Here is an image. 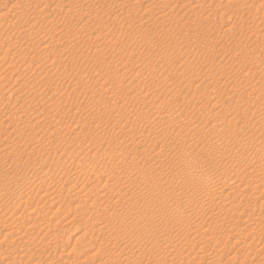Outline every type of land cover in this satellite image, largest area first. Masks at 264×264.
Masks as SVG:
<instances>
[{
  "label": "rangeland",
  "instance_id": "374dc122",
  "mask_svg": "<svg viewBox=\"0 0 264 264\" xmlns=\"http://www.w3.org/2000/svg\"><path fill=\"white\" fill-rule=\"evenodd\" d=\"M68 1L0 0V264H264V0Z\"/></svg>",
  "mask_w": 264,
  "mask_h": 264
},
{
  "label": "bare ground",
  "instance_id": "6f19581e",
  "mask_svg": "<svg viewBox=\"0 0 264 264\" xmlns=\"http://www.w3.org/2000/svg\"><path fill=\"white\" fill-rule=\"evenodd\" d=\"M18 1V0H17ZM42 1V0H41ZM44 1H46V3H47V0H44ZM71 1V0H70ZM70 1H68V3H70V6H71V2ZM75 1H80V0H75ZM75 1H74V3H75ZM82 1V0H81ZM127 1V0H126ZM139 1H141V0H139ZM198 1V0H197ZM196 1V2H197ZM22 2V1H21ZM38 2H39V0H38ZM37 2V3H38ZM84 2V1H83ZM83 2H81V3H83ZM94 2V1H93ZM128 2V1H127ZM127 2H126V4H127ZM159 2V1H158ZM162 2V1H161ZM31 3V2H30ZM40 3V2H39ZM38 3V4H39ZM50 2L48 1V4H49ZM66 3V2H65ZM124 3V2H123ZM137 2H135V4H136ZM164 3V2H163ZM234 3V2H233ZM4 4V3H3ZM19 4V3H18ZM45 4V3H44ZM73 4V3H72ZM80 4V3H79ZM128 4H130V7H127V8H134V6H132L131 7V2H129ZM127 4V5H128ZM140 4V3H139ZM37 5V4H36ZM123 5V4H122ZM168 5V4H167ZM2 5H0V7H1ZM12 6H13V4H12ZM22 6V5H21ZM25 6H27L28 7V5H25ZM70 6H68V7H70ZM80 6V5H79ZM87 6V5H86ZM30 7V6H29ZM31 7H32V5H31ZM62 7H67L66 5H63ZM72 7V6H71ZM74 7V6H73ZM121 7H123V6H121ZM147 7V6H146ZM10 8V7H9ZM7 9V10H5V12H1L0 11V17H1V15L3 16V15H5L6 14V11H11V9ZM13 8V7H12ZM18 8V6L16 7V9ZM44 8V7H43ZM51 9V8H50ZM69 9V8H68ZM89 9V8H88ZM117 9V8H116ZM137 9V8H136ZM152 9V8H151ZM24 10H27V9H24ZM70 10V9H69ZM134 10V9H133ZM148 10H150V9H148ZM65 11V10H64ZM68 11V10H67ZM66 11V12H67ZM102 11V10H101ZM123 11V10H122ZM124 11H126V10H124ZM130 11V10H129ZM16 12V11H15ZM18 12V11H17ZM23 12V11H22ZM42 12V11H41ZM131 12V11H130ZM133 12V11H132ZM135 12V11H134ZM8 13V12H7ZM10 13V12H9ZM13 13V12H12ZM24 13V12H23ZM80 13V12H79ZM97 13V12H96ZM125 13V12H124ZM126 13H129L128 11H126ZM82 14V13H81ZM137 14V13H136ZM14 15V14H13ZM33 15V14H32ZM40 15V14H39ZM38 15V16H39ZM48 15V14H47ZM102 15V14H101ZM130 15V14H129ZM133 15V14H132ZM131 15V16H132ZM162 15V14H161ZM44 16V15H43ZM63 16V15H62ZM66 16V15H65ZM72 16V15H71ZM75 16V15H74ZM82 16V15H81ZM94 16V15H93ZM4 17V16H3ZM11 17H12V15H11ZM27 17H28V15H27ZM41 17V16H40ZM127 17V16H126ZM38 18V17H37ZM42 18V17H41ZM3 19V18H2ZM34 19V18H33ZM112 19V18H111ZM114 19V18H113ZM4 20V19H3ZM105 21V20H104ZM120 21V20H119ZM161 21V20H160ZM15 22V21H14ZM34 22V21H33ZM33 22H32V24H33ZM131 22V21H130ZM36 23V22H35ZM124 23V22H123ZM10 25H12V24H10ZM30 25V24H29ZM35 25V24H34ZM33 25V26H34ZM54 25V24H53ZM140 25V24H139ZM7 26V25H6ZM128 26V25H127ZM209 26V25H208ZM5 27V26H4ZM17 27V26H16ZM173 27V26H172ZM200 27V26H199ZM103 28V27H102ZM255 28V27H254ZM1 29V28H0ZM11 29V28H10ZM28 29H30V28H28ZM59 29V28H58ZM61 29V28H60ZM6 31V30H5ZM44 31V30H43ZM50 32V31H49ZM31 33V32H30ZM34 33H36V32H34ZM63 33V32H62ZM70 33V32H69ZM29 34V33H28ZM32 34V33H31ZM32 35H34V34H32ZM24 36V35H23ZM29 36V35H28ZM31 36V35H30ZM41 36V35H40ZM44 37V36H43ZM47 37V36H46ZM50 37V36H49ZM30 38V37H29ZM28 38V39H29ZM45 38V37H44ZM44 38L42 39V40H44ZM116 38V37H115ZM130 38V37H129ZM38 39V38H37ZM41 39V38H40ZM51 39V38H50ZM117 39V38H116ZM126 40H128V39H126ZM23 41V40H22ZM30 41V40H29ZM41 41V40H40ZM40 41H38V42H40ZM119 41V40H118ZM28 42V41H27ZM42 42H40L39 44H41ZM13 44H14V42H13ZM16 44H18V43H16ZM31 44V43H30ZM36 44H37V42H36ZM46 44H48V43H46ZM46 44L44 43V45L46 46ZM124 44V43H123ZM19 45V44H18ZM32 45V44H31ZM34 45V44H33ZM13 46V45H12ZM38 46V45H37ZM40 46V45H39ZM127 46V45H126ZM70 47V46H69ZM117 47V46H116ZM67 48V47H66ZM73 49V48H72ZM72 49L70 48V51H72ZM33 50V49H32ZM43 50V49H42ZM151 52V51H150ZM188 53V52H187ZM164 54V53H163ZM42 55V54H41ZM63 56V55H62ZM47 57V56H46ZM10 59V58H9ZM43 59V58H42ZM63 59H64V57H63ZM185 61V60H184ZM17 62V61H16ZM28 62V61H27ZM61 62V61H60ZM166 62V61H165ZM180 62V61H179ZM186 62V61H185ZM12 64H10V66H11ZM37 65V64H36ZM114 65H116V64H114ZM141 65V64H140ZM183 66H186V65H183ZM122 67V66H121ZM134 68V67H133ZM183 68V67H182ZM187 68V67H186ZM149 69V68H148ZM138 70V69H137ZM184 70V69H183ZM13 71V70H12ZM125 71V70H124ZM142 72V71H141ZM183 73V72H182ZM200 73V72H199ZM121 75V74H120ZM72 76V75H71ZM134 76H135V74H134ZM204 77V76H203ZM2 78V77H1ZM3 78H5V77H3ZM60 78V77H59ZM131 78V77H130ZM146 79V78H145ZM247 79V78H246ZM6 80V79H5ZM64 80V79H63ZM196 80V79H195ZM119 81V80H118ZM192 81H194V80H192ZM187 83V82H186ZM188 83H189V81H188ZM118 84V83H117ZM126 85V84H125ZM187 85V84H186ZM30 86V85H29ZM112 86V85H111ZM36 87V86H35ZM123 87V86H122ZM244 87V86H243ZM1 88V87H0ZM20 88V87H19ZM8 89V88H7ZM17 89V88H16ZM130 89H133L132 87L130 88ZM252 89H254V88H252ZM128 90V89H127ZM151 90V89H150ZM249 90H251V89H249ZM125 91V90H124ZM177 91V90H176ZM142 92V91H141ZM117 93V92H116ZM134 93V92H133ZM164 93V92H163ZM132 94V93H131ZM142 94V93H141ZM153 94V93H152ZM178 94V93H177ZM245 95V94H244ZM243 95V96H244ZM260 95V94H259ZM108 96H109V94H108ZM151 96V95H150ZM242 96V97H243ZM1 97V96H0ZM114 97V96H113ZM144 97V96H143ZM153 97V96H152ZM10 98V97H9ZM28 98V97H27ZM3 98L1 97V99L0 100H2ZM7 99H8V96H7ZM141 100V99H140ZM145 100V99H144ZM153 100V99H152ZM94 101V100H93ZM106 101V100H105ZM119 102V101H118ZM164 102V101H163ZM104 103V102H103ZM152 103V102H151ZM167 103V102H166ZM237 103V102H236ZM240 103V102H239ZM238 103V104H239ZM107 104V103H106ZM106 104H105V106H106ZM143 104H144V102H143ZM150 104V103H149ZM159 104V103H158ZM250 104V103H249ZM9 105V104H8ZM152 105V104H151ZM141 106V105H140ZM159 106V105H158ZM163 105H161V107H162ZM1 107V106H0ZM106 108V107H105ZM113 108H115V107H113ZM112 108V109H113ZM163 108V107H162ZM171 108V107H170ZM107 109V108H106ZM164 109V108H163ZM103 110V109H102ZM167 110V109H166ZM182 110H183V108H182ZM252 110V109H251ZM117 111V110H116ZM159 111H160V109H159ZM158 111V112H159ZM176 111V110H175ZM1 112V111H0ZM111 112V111H110ZM254 112H255V110H254ZM2 113H4V112H2ZM119 114V113H118ZM137 114V113H136ZM159 114V113H158ZM165 114H167V113H165ZM220 114V113H219ZM121 115V114H120ZM145 115V114H144ZM148 115V114H147ZM156 115H157V113H156ZM260 115V114H259ZM119 116V115H118ZM122 116V115H121ZM215 116V115H214ZM124 117V116H123ZM163 117V116H162ZM167 117H171L172 118V116H169V115H167ZM178 117V116H177ZM116 118V117H115ZM134 118V117H133ZM136 118H138V117H136ZM135 118V119H136ZM140 118V117H139ZM143 118V117H142ZM145 118V117H144ZM166 118V117H165ZM257 118V117H256ZM2 120V119H1ZM168 120V119H167ZM166 120V121H167ZM220 120V119H219ZM122 121V120H121ZM142 121V120H141ZM173 121V120H172ZM130 122H131V120H130ZM149 122V121H148ZM120 123H122V122H120ZM153 123V122H152ZM151 123V124H152ZM175 123V122H174ZM182 124V123H181ZM123 125V124H122ZM128 125V124H127ZM145 125V124H144ZM162 125V124H161ZM167 125V124H166ZM131 126V125H130ZM129 126V127H130ZM117 127V126H116ZM119 127V126H118ZM134 127V126H133ZM158 126H156L155 125V127L154 128H157ZM161 127H163V126H161ZM165 127V126H164ZM98 128V127H97ZM103 128V127H102ZM113 128V127H112ZM124 128V127H123ZM143 128V127H142ZM153 128V127H152ZM152 128H148V131H147V133L148 134H152V136H155V133L156 132H158L157 131V129L159 130V128H157L156 129V131L154 130V131H152ZM96 130V129H95ZM120 130H121V128H120ZM164 130V129H163ZM178 130V129H177ZM179 130H180V128H179ZM111 131V130H110ZM114 131H117V130H114ZM96 132H98L97 130H96ZM107 131H105V133H106ZM142 133H143V131H141ZM141 132H139L140 134H141ZM113 133H115V132H113ZM129 133V132H128ZM100 134V133H99ZM102 134V133H101ZM137 135V134H135L136 135V137H135V135L133 136L132 135V139L131 140H129V141H126V142H128V145H131L130 147L133 149V147L134 146H145V143H143L142 141V138H141V135ZM147 134V135H148ZM161 134V133H160ZM108 135V134H107ZM129 135H130V133H129ZM146 135V136H147ZM128 136V135H127ZM145 136V137H146ZM161 136V135H160ZM102 137V136H101ZM144 137V136H143ZM147 138V137H146ZM157 138V137H156ZM153 139V138H152ZM171 140H172V138H171ZM157 141V140H156ZM173 142H174V140H172ZM153 143L151 144V146L152 145H156V143H155V141H152ZM115 144V143H114ZM110 145V144H109ZM8 146V145H7ZM114 146V145H113ZM3 147H4V145H3ZM146 147V146H145ZM155 147V146H154ZM123 148H124V146H123ZM143 148V147H142ZM149 149H150V147H148ZM120 149V147H108V148H106V151H103L104 152V154H107L108 156H109V163H110V165H115V167H116V165H121V164H123L124 165V167L126 168V167H128V168H137L136 166L138 165V163H139V161L138 160H140V158H137V159H134L135 157V155H133V157H130V158H132L131 160H129L128 162L126 161V157H122L121 156V154H119L118 155V153L117 152H119V151H121V150H119ZM124 149H126V146H125V148ZM128 149H130V148H128ZM135 149V148H134ZM138 149V148H137ZM140 149V148H139ZM123 150V149H122ZM143 150V149H142ZM145 150V149H144ZM149 151V150H148ZM130 152V151H129ZM135 152V151H134ZM138 152H141V151H138ZM163 152V151H162ZM73 153V152H72ZM97 153V152H96ZM119 153H121V152H119ZM137 153V152H136ZM142 153V152H141ZM161 153V152H160ZM126 153H124V155H125ZM134 154V153H133ZM142 155V154H141ZM145 155V154H144ZM121 156V157H120ZM125 156H127V155H125ZM132 156V155H131ZM75 157V156H74ZM158 157V156H157ZM184 157V156H183ZM186 157V156H185ZM98 158V157H97ZM102 158V157H101ZM118 158V159H117ZM129 157H128V159H130ZM144 158V157H143ZM96 159V158H95ZM100 159V158H99ZM107 159V158H106ZM148 159V158H147ZM147 159H146V161H147ZM190 159V158H189ZM75 160V159H74ZM137 160V161H136ZM144 161V160H143ZM148 162V161H147ZM143 163V162H142ZM152 163V162H151ZM72 165V164H71ZM109 165V164H108ZM147 165V164H146ZM155 165V164H154ZM160 165V164H159ZM158 165V166H159ZM156 166V165H155ZM157 166V167H158ZM48 167V166H47ZM66 167V166H65ZM77 167V166H76ZM79 167V166H78ZM82 167V166H81ZM103 167V166H102ZM109 167V166H108ZM122 167V166H121ZM140 167V166H139ZM143 167V166H142ZM145 167H147V166H145ZM49 168H51V170H52V167H49ZM149 168V167H148ZM153 168V167H152ZM64 169V168H63ZM87 169V168H86ZM118 169V168H117ZM140 169V168H139ZM138 169V170H139ZM143 169V168H142ZM95 170V169H94ZM112 170H114V169H112ZM122 170H124V169H122ZM128 170V169H127ZM148 170V169H147ZM155 170V169H154ZM43 171H44V169H43ZM68 171V170H67ZM78 171V170H77ZM82 171V170H81ZM87 170H85V172H86ZM99 171V170H98ZM129 171V170H128ZM127 171V172H128ZM132 171V170H131ZM151 171H153L152 169H151ZM109 172V171H108ZM108 172L107 171H103V172H101V175L102 174H106L107 175V178L108 179H112V178H114L115 177V175L113 176V175H111V173L110 174H108ZM124 172V171H123ZM153 172H155V171H153ZM152 172V173H153ZM259 172V171H258ZM260 172H261V170H260ZM31 173V172H30ZM49 173H51V171H50V169H47L46 168V170L43 172V173H40V174H36V173H34L36 176H38L37 178L40 180L41 178H43V177H46ZM54 173V172H53ZM93 173V172H92ZM97 173V172H96ZM149 173H150V171H149ZM256 173V172H255ZM254 173V174H255ZM28 174H29V172H28ZM76 174V173H75ZM98 174V173H97ZM112 174H114L113 172H112ZM117 174V173H116ZM124 175H126L125 173H123ZM140 174V173H139ZM145 174V173H144ZM165 174V173H164ZM163 174V175H164ZM261 174V173H260ZM53 175V174H52ZM95 175V174H94ZM94 175H92V177L94 176ZM138 174H136V176H137ZM153 175V174H152ZM161 175H162V173H161ZM127 178H129V179H134L133 178V176H132V172H131V174L130 173H128L127 174ZM140 176V175H139ZM156 176V175H155ZM228 177H230L229 175H227ZM48 177H50V176H48ZM54 177V176H53ZM122 177V176H121ZM120 177V178H121ZM206 177V176H205ZM221 178H222V176H220ZM47 178V177H46ZM68 178V177H67ZM74 178V177H73ZM90 178V177H89ZM105 178H106V176H105ZM107 178L105 179L106 181H107ZM137 178V177H136ZM141 178V177H140ZM145 178V177H144ZM220 178V179H221ZM262 178V177H261ZM62 179V178H61ZM81 179V178H80ZM116 179L118 180L119 179V177H116ZM123 179H125L126 180V178L124 177ZM138 179V178H137ZM149 179V178H148ZM219 179V178H218ZM219 179V180H220ZM31 180V179H30ZM47 180V179H46ZM97 180H99V179H97ZM103 180V179H102ZM140 180V179H139ZM146 180V179H145ZM255 181H256V179H254ZM75 181V180H74ZM80 181V180H79ZM93 181V180H92ZM105 181V182H106ZM123 182H124V180H122ZM136 181V180H135ZM144 181V180H143ZM157 181H159V180H157ZM179 181V180H178ZM231 181H232V178H231ZM233 181H235L234 179H233ZM253 181V180H252ZM258 181V180H257ZM12 182V181H11ZM18 182V181H17ZM37 182V181H36ZM72 182V181H71ZM109 182V181H108ZM112 182V181H111ZM117 182H120V179L117 181ZM116 182V183H117ZM122 182V183H123ZM137 182V181H136ZM168 182V181H167ZM171 182V181H170ZM213 182V181H212ZM9 183V182H8ZM75 183V182H74ZM77 183V182H76ZM93 183V182H92ZM113 183V182H112ZM206 183V182H205ZM215 183V182H214ZM220 183H221V181H220ZM224 184L223 185H225V182H223ZM230 183V182H229ZM234 183V182H233ZM3 184V183H2ZM119 184V183H118ZM124 184V183H123ZM133 184V183H132ZM138 184V183H137ZM160 183H149L148 182V185H149V189H151V190H153V191H156V192H158L161 196H165L164 194H163V190H161V186L159 185ZM201 184V183H200ZM207 184V183H206ZM213 183H211L210 185H212ZM257 184V183H256ZM34 185V184H33ZM42 185V184H41ZM71 185V184H70ZM82 185V184H81ZM89 185H91V184H89ZM106 185V184H105ZM125 185V184H124ZM127 185V184H126ZM125 185V186H126ZM139 185V184H138ZM169 185V184H168ZM168 185H165V186H168ZM227 186H229V184H226ZM236 185V184H235ZM258 185V184H257ZM20 186V185H19ZM18 186V187H19ZM47 186V185H46ZM76 186V185H75ZM119 186H121V185H119ZM207 186V185H206ZM214 187H215V185H213ZM226 186V187H227ZM41 187H43V186H41ZM79 187V186H78ZM94 187H95V185H94ZM99 187H100V185H99ZM128 187V186H127ZM133 187V186H132ZM141 187V186H140ZM225 187V186H224ZM232 187H233V185H232ZM109 188H111V184H110V186H109ZM186 188V187H185ZM205 189V188H207V187H202V189ZM209 188H211V187H209ZM230 188V187H229ZM258 188V187H257ZM10 189V188H9ZM18 189V188H17ZM72 189V188H71ZM86 189V188H85ZM120 189V188H119ZM148 189V190H149ZM167 189V188H166ZM178 189V188H177ZM208 189V188H207ZM213 189V188H212ZM260 189V188H259ZM28 190V189H27ZM45 190V189H44ZM80 190V189H79ZM180 190H182V189H180ZM211 190V189H210ZM230 190V189H229ZM23 191V190H22ZM46 191V190H45ZM50 191V190H49ZM48 191V192H49ZM67 191H69V190H67ZM122 191V190H121ZM124 191V190H123ZM261 191H263V190H261ZM6 192V191H5ZM15 192V191H14ZM24 192V191H23ZM31 192V191H30ZM37 192V191H36ZM44 191H42V193H43ZM88 192V191H87ZM91 193H92V191H90ZM107 192H108V190H107ZM140 192V191H139ZM142 192V191H141ZM167 192V191H166ZM191 192V191H190ZM189 192V193H190ZM193 192V191H192ZM195 192V191H194ZM193 192V193H194ZM214 192H216V191H214ZM213 192V193H214ZM229 192V191H228ZM257 192H259V191H257ZM20 193H21V191H20ZM27 193V192H26ZM29 193V192H28ZM33 193V192H32ZM74 192H72V194H73ZM91 193H89L90 195H91ZM97 193V192H96ZM99 193H101V192H99ZM124 193H126V191L124 192ZM157 193V194H158ZM177 193V192H176ZM185 193V192H184ZM263 193V192H262ZM56 194V193H55ZM120 194V193H119ZM118 194V195H119ZM123 194V193H122ZM153 194V193H152ZM199 194V193H198ZM24 195V194H23ZM33 195V194H32ZM42 195V194H41ZM82 195V194H81ZM84 195V194H83ZM92 195H93V193H92ZM101 195V194H100ZM129 195V194H128ZM177 195V194H176ZM40 196V195H39ZM50 196V195H49ZM71 196V195H70ZM97 196H99L98 194H97ZM97 196H94V197H97ZM137 196V195H136ZM160 196V197H161ZM192 196V195H191ZM46 197V196H45ZM85 197V196H84ZM105 197V196H104ZM118 197V196H117ZM132 197V196H131ZM130 197V198H131ZM144 197V196H143ZM157 197V196H156ZM165 197H167V196H165ZM164 197V198H165ZM170 197V196H169ZM217 197V196H216ZM262 197V196H261ZM20 198H21V196H20ZM28 198V197H27ZM26 198V199H27ZM34 198V197H33ZM76 198H77V196H76ZM75 198V199H76ZM89 198V197H88ZM101 198H103V197H101ZM106 198V197H105ZM104 198V199H105ZM115 198V197H114ZM142 198V197H141ZM149 198V197H148ZM187 198V197H186ZM247 198V197H246ZM25 199V198H24ZM53 199V198H52ZM110 199V198H109ZM135 199H137V198H135ZM143 199V198H142ZM147 199V198H146ZM153 199V198H152ZM179 199V198H178ZM212 199V198H211ZM4 200V199H3ZM6 200V199H5ZM21 200V199H20ZM111 200V199H110ZM117 200H119V199H117ZM129 200V199H128ZM147 200H149V199H147ZM158 200V199H157ZM169 200V199H168ZM180 200V199H179ZM178 200V201H179ZM185 200V199H184ZM57 201V200H56ZM61 201V200H60ZM85 201V200H84ZM104 201V200H103ZM112 201V200H111ZM162 201V200H161ZM183 201V200H182ZM181 201V202H182ZM7 202V201H6ZM62 202V201H61ZM77 202V201H76ZM90 202H91V200H90ZM97 202V201H96ZM101 202H102V200H101ZM141 202V201H140ZM144 202V201H143ZM146 202V201H145ZM150 202V201H149ZM157 202V201H156ZM200 202V201H199ZM218 202V201H217ZM224 202V201H223ZM248 202H249V200H248ZM65 203V202H64ZM79 203V202H78ZM93 203V202H92ZM111 203V202H110ZM134 203V202H133ZM183 203V202H182ZM203 203V202H202ZM221 203V202H220ZM264 203V202H263ZM109 204V203H108ZM115 205H116V203H114ZM141 204V203H140ZM177 204V203H176ZM188 204V203H187ZM210 204V203H209ZM214 204V203H213ZM149 205H150V203H149ZM198 205V204H197ZM67 206V205H66ZM90 206H92V205H90ZM98 206V205H97ZM103 206V205H102ZM131 206V205H130ZM208 206V205H207ZM75 207V206H74ZM79 207V206H78ZM104 207V206H103ZM103 207H101V208H103ZM113 207V206H112ZM139 207H140V205H139ZM142 207V206H141ZM150 207V206H149ZM169 207V206H168ZM217 207V206H216ZM220 207V206H219ZM228 207V206H227ZM4 208V207H3ZM18 208V207H17ZM57 208H59L58 206H57ZM61 208V207H60ZM59 208V209H60ZM66 208V207H65ZM93 208V207H92ZM110 208V207H109ZM116 208V207H115ZM123 208V207H122ZM136 208V207H135ZM189 208V207H188ZM237 208V207H236ZM27 209V208H26ZM56 209V208H55ZM58 209V210H59ZM98 209V208H97ZM99 209H100V207H99ZM121 209V208H120ZM137 209V208H136ZM220 209V208H219ZM229 209V208H228ZM3 210V209H2ZM38 210V208L35 206L34 207V209H33V211H32V209L31 210H29V211H31V212H26V213H34L35 215H39L38 213H35L34 211H37ZM40 210V209H39ZM38 210V211H39ZM48 210V209H47ZM61 210V209H60ZM74 210V209H73ZM117 210V209H116ZM123 210H125V209H123ZM179 210V209H178ZM3 211H7V210H3ZM12 211V210H11ZM14 211V210H13ZM23 211V210H22ZM62 211V210H61ZM70 211V210H69ZM75 211H77V210H75ZM99 211H101V210H99ZM119 211V210H118ZM127 211H129V210H127ZM126 211V212H127ZM131 211V210H130ZM180 211V210H179ZM178 211V212H179ZM225 211V210H224ZM1 212V211H0ZM66 212H68V211H66ZM105 212V211H104ZM174 212V211H173ZM182 212V211H181ZM214 212V211H213ZM229 212V211H228ZM232 212V211H231ZM2 213V212H1ZM10 213V212H9ZM20 213V212H19ZM75 213V212H74ZM124 213V212H123ZM122 213V214H123ZM24 214V213H23ZM54 214H56L55 212H54ZM53 213H52V215H54ZM96 214V213H95ZM102 214V213H101ZM111 214V213H110ZM127 214V213H126ZM132 214V213H131ZM138 214V213H137ZM180 214V213H179ZM184 214V213H183ZM223 214V213H222ZM2 215V214H1ZM28 215V217H29V214H27ZM45 215V214H44ZM86 215V214H85ZM104 215V214H103ZM123 215H125V214H123ZM128 215V214H127ZM134 215V214H133ZM231 215V214H230ZM240 215V214H239ZM7 216V215H6ZM23 216V215H22ZM118 216V215H117ZM120 216V215H119ZM142 216V215H141ZM27 217V216H26ZM32 217V216H31ZM73 217V216H72ZM108 217V216H107ZM21 218V217H20ZM75 218V217H74ZM106 218V217H105ZM115 218H116V216H115ZM126 218V217H125ZM185 218V217H184ZM218 218V217H217ZM224 218V217H223ZM238 218V217H237ZM25 219V218H24ZM26 219H28V218H26ZM30 219V218H29ZM32 219H33V217H32ZM92 219V218H91ZM112 219V218H111ZM119 219V218H118ZM120 219H121V217H120ZM123 219V218H122ZM139 219V218H138ZM221 219V218H220ZM1 220V219H0ZM9 220V219H8ZM14 220V219H13ZM22 220V219H21ZM114 220V219H113ZM222 220V219H221ZM223 220H225V219H223ZM239 220V219H238ZM241 220V219H240ZM3 221V220H2ZM28 221V220H27ZM26 221V222H27ZM30 221V220H29ZM28 221V222H29ZM33 222H35L34 220H32ZM31 221V222H32ZM17 222V221H16ZM31 222H29V223H31ZM65 222V221H64ZM114 222H115V220H114ZM154 222V221H153ZM4 223V222H3ZM8 224H7V226L8 225H10L11 224V222L9 223V222H7ZM147 223V222H146ZM172 223V222H171ZM176 223V222H175ZM233 223V222H232ZM246 223V222H245ZM6 224V223H5ZM19 224V223H18ZM32 224V223H31ZM31 224H29L30 226H32V229H33V226H34V228H35V224L36 223H34V225H31ZM41 224V223H40ZM44 224V223H43ZM104 224V223H103ZM228 224V223H227ZM256 224V223H255ZM38 225V224H37ZM49 225V224H48ZM47 225V226H48ZM87 225V224H86ZM106 225V224H105ZM117 225H119L118 223H117ZM147 225V224H146ZM150 225V224H149ZM152 225V224H151ZM157 225V224H156ZM172 225V224H171ZM170 225V226H171ZM174 225V224H173ZM202 225V224H201ZM238 225V224H237ZM246 225V224H245ZM4 226V225H3ZM21 226V225H20ZM30 226H28L29 227V229H31L30 228ZM143 226V225H142ZM203 226V225H202ZM242 226H243V224H242ZM263 226V225H262ZM55 227V226H54ZM78 227V226H77ZM84 227V226H83ZM82 227V228H83ZM105 227V226H104ZM201 227V226H200ZM85 228V227H84ZM97 228H98V226H97ZM102 228V227H101ZM109 228V227H108ZM128 228V227H127ZM171 228V227H170ZM174 228V227H173ZM182 228V227H181ZM185 228V227H184ZM26 229V228H25ZM29 229H28V231H29ZM117 229H118V227H117ZM121 229V228H120ZM176 229V228H175ZM187 229H189V228H187ZM205 229V228H204ZM233 229V228H232ZM243 229V228H242ZM11 230H14V229H11ZM98 230H99V228H98ZM144 230V229H143ZM179 230V229H178ZM177 230V231H178ZM185 230V229H184ZM190 230V229H189ZM197 230H199V229H197ZM206 230V229H205ZM239 230V229H238ZM260 230H262V229H260ZM17 231V230H16ZM24 231V230H23ZM22 231V232H23ZM26 231V230H25ZM38 231V230H37ZM125 231V230H124ZM127 231V230H126ZM125 231V232H126ZM244 231V230H243ZM246 231V230H245ZM251 231V230H250ZM6 232V231H5ZM15 232V231H14ZM32 231H30V232H25L24 234L26 235H29L30 236V233H31ZM35 232V231H34ZM44 232V231H43ZM55 232V231H54ZM53 232V233H54ZM179 232V231H178ZM196 232V231H195ZM242 232V231H241ZM262 232V231H261ZM108 233V232H107ZM137 233H139V232H137ZM149 233V232H148ZM159 233V232H158ZM183 233H185V232H183ZM204 233V232H203ZM23 234V235H24ZM175 234V233H174ZM194 234V233H193ZM192 234V235H193ZM48 235V234H47ZM115 235V234H114ZM127 235V234H126ZM158 235V234H157ZM160 235H162V233L160 234ZM178 235V234H177ZM185 235V234H184ZM259 235H261V234H259ZM5 236V235H4ZM16 236V235H15ZM138 236H141V235H138ZM159 236V235H158ZM167 236H169V234H167ZM172 236V235H171ZM175 236V235H174ZM178 236H181V235H178ZM3 237V236H2ZM20 237V236H19ZM22 237V236H21ZM54 238H55V236H53ZM109 237V236H108ZM152 237V236H151ZM156 237V236H155ZM4 238V237H3ZM29 238V237H28ZM57 238V237H56ZM111 238H112V236H111ZM122 238V237H121ZM168 238V237H167ZM181 239H182V237H180ZM27 239V238H26ZM52 239V238H51ZM79 239V238H78ZM126 239V238H125ZM157 239V238H156ZM218 239V238H217ZM220 239V238H219ZM6 240V239H5ZM57 240V239H56ZM119 240V239H118ZM139 240H141V239H139ZM164 240V239H163ZM7 241V240H6ZM13 241V240H12ZM22 241H23V239H22ZM53 241V240H52ZM60 241V240H59ZM66 241V240H65ZM109 241V240H108ZM120 241V240H119ZM125 241V240H124ZM134 241H136V240H134ZM147 241V240H146ZM152 241H154V240H151V243H152ZM157 241V240H156ZM10 242V241H9ZM33 242V241H32ZM140 242V241H139ZM160 242H162V241H160ZM160 242H156V243H160ZM178 242V241H177ZM17 243V242H16ZM54 243V242H53ZM138 243V242H137ZM246 243V242H245ZM25 244V243H24ZM63 244H64V242H63ZM167 244V243H166ZM244 244V243H243ZM254 244V243H253ZM27 245V244H26ZM61 245H62V243H61ZM89 245H91V244H89ZM113 245V244H112ZM111 245V246H112ZM119 245V244H118ZM142 245V244H141ZM255 245H256V243H255ZM25 246V245H24ZM48 246V245H47ZM64 246V245H63ZM87 246V245H86ZM104 246V245H103ZM133 246V245H132ZM139 246V245H138ZM137 246V247H138ZM151 246V245H150ZM157 246L159 247L160 245L159 244H157ZM174 246V245H173ZM55 247V246H54ZM119 247V246H118ZM120 247H122V246H120ZM129 247V246H128ZM127 247V248H128ZM131 247V246H130ZM134 247V246H133ZM245 247V246H244ZM32 248V247H31ZM42 248V247H41ZM40 248V249H41ZM62 248V247H61ZM70 248H72V247H70ZM92 248V247H91ZM116 248V247H115ZM126 248V247H125ZM146 248V247H145ZM159 248H161V247H159ZM171 248V247H170ZM169 248V249H170ZM64 249V248H63ZM74 249V248H73ZM97 249V248H96ZM99 249V248H98ZM97 249V250H98ZM110 249V248H109ZM117 249V248H116ZM129 249V248H128ZM134 249H135V247H134ZM134 249H132V250H134ZM138 249H140V248H138ZM142 249H144V247L142 248ZM54 250V249H53ZM60 250H62V249H60ZM71 250V249H70ZM100 250V249H99ZM122 250V249H121ZM120 250V248L118 249V251H121ZM136 250V249H135ZM141 250V249H140ZM147 249H144L142 252H140L141 253V255H145L148 251H146ZM159 250V249H158ZM165 250V249H164ZM1 251V250H0ZM14 251V250H13ZM90 251V250H89ZM175 251V250H174ZM183 251V250H182ZM212 251V250H211ZM241 251H243V250H241ZM71 252V251H70ZM79 252V251H78ZM81 252V251H80ZM110 252H112V251H110ZM113 252H114V249H113ZM115 252H117V250L115 251ZM129 252H132V251H129ZM139 252V251H138ZM157 252V251H156ZM199 252V251H198ZM219 252V251H218ZM224 252V251H223ZM222 252V253H223ZM12 253V252H11ZM21 253H23V252H21ZM20 253V254H21ZM33 254H34V252H32ZM66 253H67V251H66ZM103 252H101L100 254H102ZM117 253H119V252H117ZM116 253V254H117ZM122 254H123V251L121 252ZM120 253V254H121ZM134 253H136V252H134ZM153 253V252H152ZM185 253V252H184ZM190 253V252H189ZM68 254V253H67ZM99 254V253H98ZM121 254V255H122ZM125 254H127V252L125 253ZM133 254V253H132ZM167 254H169V253H167ZM171 254V253H170ZM175 254V253H174ZM233 254V253H232ZM4 255V254H3ZM46 255V254H45ZM66 255V254H65ZM69 255V254H68ZM137 255H140L139 253L137 254ZM149 255H150V253H149ZM172 255V254H171ZM183 255V254H182ZM201 255V254H200ZM204 255H205V253H204ZM208 255H209V253H208ZM208 255L206 256V257H208ZM213 255V254H212ZM217 255V254H216ZM21 256V255H20ZM23 256V255H22ZM51 256V255H50ZM97 256V255H96ZM114 256V254H112V257ZM117 256V255H116ZM128 256H131V253L130 254H128L127 255V257ZM133 256V255H132ZM135 256V255H134ZM133 256V257H134ZM147 256H148V254H147ZM156 256V255H155ZM203 256V255H202ZM12 257V256H11ZM67 257V256H66ZM79 257H80V255H79ZM91 257V256H90ZM89 257V258H90ZM118 257H119V255H118ZM120 257H124V256H120ZM126 257V258H127ZM138 257V256H137ZM136 256H135V258H137ZM176 257V256H175ZM178 257H179V255H178ZM198 257H200V256H198ZM48 258V257H47ZM68 258V257H67ZM88 258V259H89ZM93 258V257H92ZM95 258H97V257H95ZM95 258H94V260H95ZM116 257H114V258H112V261L113 260H116L115 259ZM130 258V257H129ZM132 258V257H131ZM159 258H161V257H159ZM188 258V257H187ZM42 259V258H41ZM50 259V258H49ZM91 259V258H90ZM97 259H99V258H97ZM119 259V258H118ZM82 260V259H81ZM92 260V259H91ZM90 260V261H91ZM110 260H111V258H110ZM123 260V259H122ZM122 260H120L119 259V261L118 262H120V261H122ZM126 260V259H125ZM29 261V260H28ZM57 261V260H56ZM70 261V260H69ZM86 261V260H85ZM105 261H107V260H105ZM111 261V262H112ZM230 261V260H229ZM77 262L78 261H76V264H77ZM89 262V261H88ZM92 262V261H91ZM104 262V261H103ZM114 262V261H113ZM118 262L116 261V263L115 264H118ZM138 262V261H137ZM162 262V261H161ZM232 262V261H231ZM24 263V262H23ZM34 263V262H33ZM36 263H37V261H36ZM48 263H49V261H48ZM58 263V262H57ZM100 263V262H99ZM98 263V264H99ZM107 264H108V262H106ZM207 263H210V261H208ZM235 263V262H234ZM262 263V262H261ZM39 264V263H38ZM45 264H47L46 262H45ZM51 264V263H50ZM78 264H79V262H78ZM109 264H111L110 262H109ZM122 264H123V262H122ZM231 264V263H230Z\"/></svg>",
  "mask_w": 264,
  "mask_h": 264
}]
</instances>
